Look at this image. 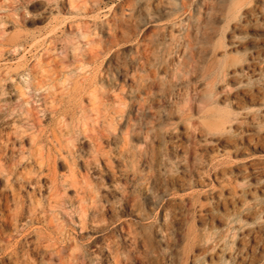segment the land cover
I'll use <instances>...</instances> for the list:
<instances>
[{
	"label": "rangeland",
	"instance_id": "1",
	"mask_svg": "<svg viewBox=\"0 0 264 264\" xmlns=\"http://www.w3.org/2000/svg\"><path fill=\"white\" fill-rule=\"evenodd\" d=\"M263 17L0 0V264H264Z\"/></svg>",
	"mask_w": 264,
	"mask_h": 264
},
{
	"label": "bare ground",
	"instance_id": "2",
	"mask_svg": "<svg viewBox=\"0 0 264 264\" xmlns=\"http://www.w3.org/2000/svg\"><path fill=\"white\" fill-rule=\"evenodd\" d=\"M231 2H232V1H231ZM237 8H238V7H237ZM218 11H219V10H218ZM218 11H217V13H218ZM225 13H226V12H225ZM251 14H253V13H251ZM185 15H186V14H185ZM229 17H230V16H229ZM179 18H180V17H179ZM263 18H264V17H263ZM220 21H221V20H220ZM149 22H150V21H149ZM168 22H169V21H168ZM170 22H171V21H170ZM237 23H238V22H237ZM261 23H262V22H261ZM190 24H191V23H190ZM213 24H214V23H213ZM263 27H264V26H263ZM53 28H54V27H53ZM244 28H245V27H244ZM54 29H55V28H54ZM230 29H231V28H230ZM245 29H246V28H245ZM120 35H121V34H120ZM240 35H241V34H240ZM51 36H52V35H51ZM235 36H237V35H235ZM240 37H241V36H240ZM244 39H246V38H244ZM204 40H205V39H204ZM263 41H264V40H263ZM263 43H264V42H263ZM233 44H234V43H233ZM233 44H232V45H233ZM236 44H237V43H235L233 46H235ZM240 44H241V43H240ZM240 44H239V45H240ZM246 44H247V43H246ZM237 45H238V44H237ZM109 47H110V46H109ZM235 47H236V46H235ZM257 50H258V49H257ZM260 50H261V49H260ZM257 53H259V52H257ZM261 53H262V51H261ZM263 53H264V52H263ZM254 55H255V54H254ZM261 55H262V54H261ZM263 57H264V56H263ZM259 58H260V57H259ZM262 59H264V58H262ZM252 60H253V58H252ZM254 61H255V60H254ZM256 61H257V60H256ZM258 61H259V60H258ZM262 64H263V62H262ZM248 65H249V64H248ZM255 65H256V64H255ZM259 65H260V64H259ZM252 67H254V66H252ZM263 67H264V66H263ZM247 70H248V69H247ZM254 70H255V69H254ZM252 71H253V70H252ZM263 72H264V71H263ZM263 72H262V73H263ZM93 73H94V72H93ZM254 73H257V71L255 70ZM254 73H253V74H254ZM259 73H260V72H259ZM262 73H261V74H262ZM106 74H107V73H106ZM255 75H256V74H255ZM258 75H259V74H258ZM104 77H105V75H104ZM251 77H252V76H251ZM101 78H102V77H101ZM206 78H207V77H206ZM256 78H258V77H256ZM259 80H260V78H259ZM255 86H256V85H255ZM260 86H261V85H260ZM81 91H82V90H81ZM79 92H80V90H79ZM82 92H83V91H82ZM252 92H253V91H252ZM157 95H158V94H157ZM119 97H120V96H119ZM154 97H155V96H154ZM258 102H259V101H258ZM254 111H255V110H254ZM163 121H164V120H163ZM256 131H257V130H256ZM247 137H249V136H247ZM254 137H255V136H254ZM256 141H257V140H256ZM235 143H236V142H235ZM254 143H255V142H254ZM236 145H237V144H236ZM235 149H236V148H235ZM236 150H237V149H236ZM1 157H2V156H1ZM0 166H1V165H0ZM250 166H251V165H250ZM235 167H236V166H235ZM237 167H238V166H237ZM257 168H258V167H257ZM10 169H11V168H10ZM201 169H202V168H201ZM216 169H217V168H216ZM246 169H247V168H246ZM263 169H264V168H263ZM0 170H2V169H0ZM11 171H12V170H10V172H11ZM229 171H230V170H229ZM247 171H248V170H247ZM0 172H1V171H0ZM253 172H254V171H253ZM255 173H256V171H255ZM0 174H2V173H0ZM3 174H4V173H3ZM16 174H17V173H16ZM262 174H263V173H262ZM262 174H260V175H262ZM254 175H255V174H254ZM260 175H259V178H260ZM4 176H5V175H4ZM7 176H8V175H7ZM20 176H21V175H20ZM20 176H18V178H19ZM24 176H25V175H24ZM29 176H30V175H29ZM257 176H258V175H257ZM257 176H256V177H257ZM14 177H15V176H14ZM21 177H22V176H21ZM26 177H27V176H26ZM26 177H24V178H26ZM31 177H32V176H31ZM222 177H223V176H222ZM244 177H246V176H244ZM252 178H253V177H252ZM262 178H263V177H262ZM161 179H162V178H161ZM197 179H198V178H197ZM254 179H255V178H254ZM258 180H259V179H258ZM10 181H11V179H10ZM31 181H32V179H31ZM33 181H34V179H33ZM246 181H248V180H246ZM180 182H181V181H180ZM5 183H7V182H5ZM10 183H11V182H10ZM42 183H43V182H42ZM260 183H261V182H260ZM8 184H9V183L5 184L4 186H7ZM34 184H35V183H34ZM194 184H195V183H194ZM251 184H252V183H251ZM10 185H11V184H10ZM10 185H8L9 188H11ZM21 185H22V184H21ZM35 185H36V184H35ZM11 186H12V185H11ZM14 186H15V184H14ZM18 186H20V185H18ZM12 187H13V186H12ZM40 187H41V186H40ZM182 187H183V186H182ZM145 188H146V187H145ZM176 188H177V187H176ZM0 189H1V188H0ZM2 189H3V188H2ZM19 190H20V189H18V192H19ZM37 190H38V189H37ZM10 191L12 192L13 190L11 189ZM10 191H9V192H10ZM20 191H21V190H20ZM2 192H3V191H2ZM230 192H231V191H230ZM0 193H1V192H0ZM5 193L9 194L8 192H5ZM15 193H16V191H15ZM21 193H22V192H21ZM23 193H24V192H23ZM23 193H22V194H23ZM245 193H246V192H245ZM3 194H4V192H3ZM18 194H19V193H18ZM11 195H12V194H11ZM30 195H31V194H30ZM8 196H9V195H8ZM1 197H2V196H1ZM26 197H28V196H26ZM32 197H33V195H32ZM50 197H51V196H50ZM5 198H8V197H5ZM11 198H12V197H11ZM22 198H23V197H21V200H22ZM13 200H14V199H13ZM28 200H29V199H28ZM32 200H33V198H32ZM16 201H17V198H16ZM26 201H27V200H26ZM56 201H57V197H56ZM2 202H3V201H2ZM8 202H9V201H8ZM22 203H23V201H22ZM22 203H19V204H22ZM37 203H38V202H37ZM37 203H36V204H37ZM57 203H59V202H57ZM17 204H18V203H17ZM33 204H35V203L33 202ZM255 204H256V203H255ZM8 205H9V204H8ZM24 205H26V204L24 203ZM56 205H57V204H56ZM16 206H17V205H16ZM20 206H21V205H20ZM20 206H17V207L19 208V209L17 208L18 210H20ZM26 206H27V205H26ZM30 206H31V205H30ZM223 206H224V205H223ZM0 207H1V206H0ZM21 208H23V207H21ZM32 208H33V207H32ZM42 208H43V207H42ZM224 208H225V207H224ZM14 209H15V208H14ZM17 209H16V210H17ZM18 210H17V211H18ZM24 210H25V209H24ZM24 210H23V211H24ZM30 210H32V209H30ZM4 211H5V210H4ZM40 211H41V210H40ZM58 211H59V210H58ZM1 212H2V210H1ZM1 212H0V213H1ZM14 212H15V211H14ZM18 212H21V211H18ZM18 212H16V213H18ZM25 212H26V210H25ZM53 212H54V211H53ZM55 212H56V211H55ZM5 213H7V212H5ZM60 213H61V212H60ZM232 213H233V212H232ZM26 215H27V214H26ZM30 215H31V214H30ZM38 215H39V214H38ZM14 218H15V216H14ZM40 218H41V217H40ZM81 218H82V217H81ZM8 219H9V217H8ZM16 219H17V218H16ZM18 219H19V218H18ZM21 219H22V218H21ZM212 219H213V218H212ZM32 220H33V219H32ZM38 220H39V219H38ZM64 220H65V219H64ZM21 221H22V220H21ZM24 221H25V220H24ZM28 221H29V220H28ZM28 221H27V222H28ZM39 221H40V220H39ZM14 222H15V221H14ZM31 222H32V221H31ZM16 223H19V222L16 221V222H15V225H16ZM49 223H50V222H49ZM123 223H124V222H123ZM84 224H85V222H84ZM124 224H125V223H124ZM2 225H3V224H2ZM13 225H14V223H13ZM18 225H19V224H18ZM33 225H34V224H33ZM10 226H11V225H10ZM16 226H17V225H16ZM47 226H48V225H47ZM51 226H52V225H51ZM5 227H7V226H5ZM0 228H1V227H0ZM40 228H42V227H40ZM45 228H46V227H45ZM48 228H49V227H48ZM3 229H5V228H3ZM34 229H37V228H34ZM51 229H52V228H51ZM63 229H64V228H63ZM66 229H67V228H66ZM120 229H121V228H120ZM253 229H254V228H253ZM15 230H16V229H15ZM37 230H38V229H37ZM41 230H42V229H41ZM60 230H61V229H60ZM79 230H80V229H79ZM2 231H3V230H2ZM12 231H13V230H12ZM20 231H21V230H20ZM26 231H27V230H26ZM28 231H30V230H28ZM33 231H36V230H33ZM61 231H62V230H61ZM38 232H39V231H38ZM45 232H46V231H44V233H45ZM62 232H63V231H62ZM17 233H18V232H17ZM22 233H23V232H22ZM35 233H36V232H35ZM42 233H43V232H42ZM46 233H47V232H46ZM48 233H49V232H48ZM63 233H64V232H63ZM66 233H67V232H66ZM66 233H65V234H66ZM253 233H254V232H253ZM14 234H15V233H13V235H14ZM25 234H26V233H25ZM30 234H32V233H30ZM38 234H39V233H38ZM0 235H1V234H0ZM13 235H11V236H13ZM23 235H24V234H22V236H23ZM45 235H46V234H45ZM60 235H61V234H60ZM62 235H63V234H62ZM24 236H25V235H24ZM29 236H30V235H29ZM48 236H49V235H48ZM63 236H64V235H63ZM20 237H21V236H20ZM27 237H28V236H27ZM40 237H41V236H40ZM45 237L47 238V235H46ZM45 237H44V238H45ZM67 237H68V236H67ZM8 238H10V237H8ZM17 238H18V237H17ZM38 238H39V237H38ZM44 238H42V239H44ZM48 238H50V236H49ZM254 238H255V237H254ZM2 239H3V238H2ZM13 239H14V237H13ZM15 239H16V237H15ZM21 239H22V238H21ZM21 239H19V240H21ZM27 239H28V238H27ZM29 239H30V238H29ZM50 239H53V238H50ZM65 239H66V238H65ZM67 239H69V238H67ZM245 239H246V238H245ZM24 240H25V239H24ZM31 240H32V239H31ZM63 240H64V239H63ZM240 240H241V239H240ZM15 241L17 242V240H15ZM34 241H35V240H34ZM36 241H37V240H36ZM43 241H44V240H43ZM47 241H48V240H47ZM253 241H254V240H253ZM13 242H14V241H13ZM13 242H12V243H13ZM16 242H15V244H16ZM25 242H26V241H24V244H25ZM29 242H30V241H29ZM48 242H49V241H48ZM61 242H63V241H61ZM205 242H206V241H205ZM257 242H258V241H257ZM19 243H20V242H19ZM43 243H44V242H43ZM45 243H47V242H45ZM59 243H60V242H59ZM64 243H65V242H64ZM2 244H3V243H1L0 245L2 246ZM32 244H33V243H31V245H32ZM50 244H51V243H49V245H50ZM11 245H12V244H11ZM17 245H18V244H17ZM25 245H27V244H25ZM25 245L22 244V246H24V247H25ZM37 245H38V244H37ZM37 245H36V246H37ZM42 245H43V244H42ZM65 245H66V243H65ZM252 245H253V244H252ZM12 246H13V245H12ZM109 246H110V245H109ZM243 246H244V245H243ZM254 246H255V245H254ZM257 246H258V245H257ZM263 246H264V245H263ZM14 247H16V246L14 245ZM17 247H18V246H17ZM29 247H30V246H29ZM58 247H59V246H58ZM1 248H2V247H1ZM1 248H0V249H1ZM51 248H52V246H51ZM51 248H50V249H51ZM64 248H65V247H64ZM5 249H7V248H5ZM5 249H4V250H5ZM10 249H11V248H10ZM17 249H18V248H17ZM21 249H22V248H21ZM60 249H61V248H60ZM68 249H69V248H68ZM68 249H67V250H68ZM11 250H12V249H11ZM11 250H10V251H11ZM19 250H20V248H19ZM24 250H25V249H24ZM26 250H27V249H26ZM29 250H30V249H29ZM41 250H42V248H41ZM51 250H52V249H51ZM61 250H62V249H61ZM218 250H219V249H218ZM8 251H9V249H8ZM47 251H50V250H47ZM252 251H253V250H252ZM11 252H12V251H11ZM14 252H15V251H14ZM16 252H17V250H16ZM16 252H15V253H16ZM24 252H25V251H24ZM29 252H30V251H29ZM44 252H45V250H44ZM44 252H43V253H44ZM55 252H56V251H55ZM221 252H222V251H221ZM235 252H236V251H235ZM12 253H13V252H12ZM30 253H31V252H30ZM59 253H60V252H59ZM67 253H68V252H67ZM67 253H66V254H67ZM245 253H246V252H245ZM24 254H26V252H25ZM41 254H42V253H41ZM41 254H40V255H41ZM44 254H45V253H44ZM48 254H49V253H48ZM56 254H57V252H56ZM77 254H78V253H77ZM26 255H27V254H26ZM33 255H34V254H33ZM49 255H50V254H49ZM12 256H16V255L13 254ZM47 256H48V255H47ZM66 256H67V255H66ZM66 256H65V257H66ZM68 256H69V260L71 261V259H70V258H71L70 254H69ZM215 256H216V255H215ZM228 256H229V255H228ZM260 256H261V255H260ZM0 257H1V256H0ZM2 257H3V256H2ZM21 257H22V256H21ZM8 258H10V257L8 256ZM14 258H15V257H14ZM41 258L43 259V257H41ZM50 258H51V257H50ZM59 258H60V257H59ZM217 258H218V257H217ZM10 259H13V258H10ZM20 259H21V258H20ZM20 259H19V260H20ZM31 259H32V258H31ZM31 259H30V260H31ZM46 259H47V258H46ZM60 259H61V258H60ZM65 259H66V258H65ZM65 259H64V260H65ZM1 260H3V259H1ZM8 260H9V259H8ZM13 260H14V259H13ZM16 260H17V259H16ZM21 260H23V259H21ZM36 260L38 261V259H36ZM49 260H50V259H48V261H49ZM69 260H68V261H69ZM205 260H206V259H205ZM11 261H12V260H11ZM17 261H18V260H17ZM23 261H24V260H23ZM32 261H33V259H32ZM34 261H35V260H34ZM37 261H36V262H37ZM39 261H40V260H39ZM58 261H60V260H58ZM70 261H69V263H70ZM250 261H251V260H250ZM255 261H256V260H255ZM1 262H2V261H1ZM18 262H19V261H18ZM24 262H25V261H24ZM36 262H35V263H36ZM38 263H39V262H38ZM61 263H62V262H61ZM66 263H67V262H66ZM69 263H68V264H69ZM5 264H7V263H5ZM8 264H9V263H8ZM13 264H14V263H13ZM20 264H21V262H20ZM48 264H49V263H48ZM62 264H63V263H62ZM64 264H65V263H64ZM251 264H252V263H251Z\"/></svg>",
	"mask_w": 264,
	"mask_h": 264
}]
</instances>
